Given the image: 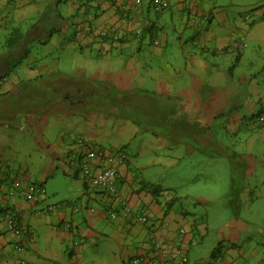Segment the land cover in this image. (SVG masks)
I'll return each mask as SVG.
<instances>
[{
    "label": "crops",
    "instance_id": "0c3cea01",
    "mask_svg": "<svg viewBox=\"0 0 264 264\" xmlns=\"http://www.w3.org/2000/svg\"><path fill=\"white\" fill-rule=\"evenodd\" d=\"M209 1L214 4L169 0V7L156 13L150 0H89L88 7L80 0H0V33L7 29V35L17 33L16 28H7L13 21L18 27L29 21L27 7L39 9L46 2L65 4L55 14L53 25L48 23L50 27L43 30L42 26L35 33L23 31L26 37L18 35L6 41V48V44L0 48V81L11 84L7 92L0 88V112L18 115L16 120L11 118L14 123L0 121V214L12 212L18 217L26 247L21 255L14 251L17 238L0 220V264H18L21 257L29 264H101L103 253L92 248H99L102 237L109 235L105 229L108 221L113 226L111 237L119 247L115 259L129 264L138 256L151 257L147 227L124 210L116 220H110L107 211L115 207L114 203L98 190L89 193L72 162L79 154L67 157L77 138L84 139L90 148L130 150L127 161L119 165L124 196L135 211L146 208L154 224L163 219L170 222L158 233L170 245L180 244L191 264H264V245L260 244L262 250L259 244L257 248H240L233 233L222 239L210 259L201 262L193 258L190 249L195 232L189 228L185 240L178 243L177 231L185 229L183 224L187 223L184 213H172L178 196H168L158 185L145 181L144 166L138 158L141 147L149 149L144 145L148 141L156 150V162L162 159L173 168L186 158L177 155L180 148H185L182 154L207 156V149L215 148L220 151L209 157L223 156L232 164V193H238L239 168L249 179L255 176L257 157L248 152L247 157L241 155V166H235L236 161L224 154V146L214 142L212 133L219 127L235 135L246 126H255V118L264 114V64L258 69L256 57L249 58L252 46L264 51V0L243 4L238 0L226 7L221 0ZM244 9H248L246 14ZM252 17L253 22L248 23ZM43 20L46 26L49 20ZM83 22H88L90 30L85 27L77 32L76 27ZM100 29H113L122 39L104 40L97 35ZM58 34L63 35L61 42H57ZM31 41L56 48L68 45L80 53L72 56L74 65L79 66V76L72 79L77 84L63 96L69 105L46 115L39 111L35 118L2 109L3 101L14 98L39 77L68 75L62 71L61 59L52 52L42 55L44 52L38 50V56H31ZM247 67H255V71L245 72ZM149 98L151 104H147ZM245 106H258L257 116L245 117L241 113ZM153 125L167 131L166 138ZM252 128L259 133L257 138L264 140V127ZM85 148H78L80 155ZM162 148H167L168 154ZM57 172L68 180L67 191L78 196L51 205L45 184ZM32 186L42 193L31 200L27 193ZM250 192L246 186L241 189L244 197ZM50 206L55 208L49 210ZM75 206H79L78 211ZM232 227L236 230L241 226L236 222ZM257 230L264 233L261 228ZM128 248H134V254L121 258L120 252Z\"/></svg>",
    "mask_w": 264,
    "mask_h": 264
},
{
    "label": "rangeland",
    "instance_id": "374dc122",
    "mask_svg": "<svg viewBox=\"0 0 264 264\" xmlns=\"http://www.w3.org/2000/svg\"><path fill=\"white\" fill-rule=\"evenodd\" d=\"M80 1L81 3H86L87 7L90 4L89 0ZM205 1L208 3L207 6L214 4V1ZM237 1L238 0H221V5L226 7L231 3L236 4ZM239 1L242 4L247 2H258V0ZM50 4L51 3L46 2L45 4H42L39 9L35 6H26L29 10V21L22 23L20 27H18L19 23L15 21L7 26V28L12 30L13 28H16L17 33L7 35V29L2 30L0 33V48H2V45L6 44V41L10 42L11 39H14L18 35L26 37V33L24 34L23 31L27 32V30H29L31 33H35L40 31L42 26L44 28L43 30H45L47 26L50 27L53 25L55 22V14H59V10H61L65 4L59 6V3L56 2L53 5ZM55 4L58 6V9H49ZM230 8L231 6L229 9ZM259 8H263V6H260ZM31 9L41 10L33 11L31 13ZM247 11L248 9H244L243 14H246ZM250 12L253 11H249V14ZM43 18H48L49 20L46 26H44L45 24H42V21H44ZM74 19L77 20V17H74ZM193 19H196V17ZM253 20L254 18L252 17L248 23H252ZM70 22L72 24L74 21L70 19ZM48 23H51V25ZM81 26L82 28L84 27L81 30L83 31L85 27L88 28L89 25L88 22H83ZM88 30H90V28H88L87 31ZM109 30L113 29H100L98 30L97 35H99L102 31L108 32ZM58 35L60 36H57V42H61L63 35ZM7 45L8 43L4 46V48H6ZM57 48L59 49L58 51H56ZM57 48L55 45H51L49 43L47 45H40L37 41H31L28 46L29 54H31V56H38V50H42L44 52L42 55L52 52L55 57L61 59L62 71L71 79H76L74 75L79 76V74H77L78 70H76L79 69V66H77V64L74 65L72 56L80 53L74 51L68 45H57ZM254 49L256 48L252 46L249 58L252 59L256 57L257 62L254 61L255 67L261 69V66L264 64V51ZM255 67H247L245 72H254ZM240 69L238 68L237 71ZM8 84L3 85L0 81V88L4 89L2 92H7V90L11 87V84ZM257 112L258 106L252 109L245 106L244 109L241 110V113L245 117H251L252 114L257 116ZM161 124L162 123H160V125ZM153 126L155 128L159 127V125ZM251 126H246L243 131L235 135H230L223 130L221 131L219 127H217V131L212 133L214 135V142L224 146V154H229L232 156L233 160L236 161L235 166H241V162H243L241 155L242 157H247L248 152L257 157L258 161L256 162L258 165L253 179L246 177L243 171L239 168L236 175V188L238 189L237 194L232 193V175L234 173L229 158H225L223 156L221 158L209 157L214 153L216 154V152L220 151V149L208 148L207 150L209 152V156H207L204 153L193 152L197 149L190 150L193 153L182 154L181 152L184 151L185 148H180L177 152H175L178 156L186 158L181 163H178L176 168H173L166 164L167 162H164L162 159H160V163L156 162L158 161V158L154 153L156 150L151 149L150 146L152 144H150V141L147 140L148 142L144 143V145H147L149 149L144 147L139 149L138 147L139 152H141V154L138 155V158L144 166L142 176L145 181L152 182L153 184H156L155 186L158 185L160 189L164 190L162 192L168 193V196H178V200L173 206L174 209L172 210V213H176L178 215H181L182 213L185 214L187 220V223L185 225L183 224L185 230H189L190 228L193 232H195V243L190 249L192 253L191 256L193 258H197L201 262H205L207 259H210L211 252H213V250H215L218 245L226 239V237L231 236L232 233L234 240L239 243L238 247L240 248L247 246L257 248V245H260L261 243L264 245V233L257 230L258 228H261V230L264 231V195L259 197L264 194V140L257 138L259 133L252 131V127L254 126ZM159 129L161 130L159 131L160 134L166 138L167 131H163L162 127H159ZM251 142L253 144L252 149L249 148ZM71 147L75 150V152H77L79 148L78 146ZM190 147L193 149V146ZM161 151L165 153L167 152L166 154H168L167 148H162ZM124 152L127 155L130 154V150H125ZM238 154L240 155L237 156ZM132 158H134V156H132ZM77 159L78 157L76 158L75 155V160ZM67 182L68 180H66L62 172H57L53 178L49 179L47 184H45V195L48 197L47 202L49 204L57 205L58 202L65 200L67 197L76 198L78 196L72 195L67 191ZM245 186L251 191L246 197L241 195V189ZM94 190L96 191L93 187H89L90 194H95ZM236 222L241 227L234 230L232 225H235ZM230 223L233 224L230 225ZM105 229L106 234L109 235L103 236L99 243V248H92V251L103 253V259L101 257V260H99L101 264H124L123 262L115 259V254L119 253V247L117 246L115 239H112L111 237L110 233H112L113 226L109 223V221L106 222ZM258 249L262 250L261 245ZM133 254L134 248H128L127 250L120 252V256L123 259H126V256L130 257Z\"/></svg>",
    "mask_w": 264,
    "mask_h": 264
},
{
    "label": "built area",
    "instance_id": "2783aa9c",
    "mask_svg": "<svg viewBox=\"0 0 264 264\" xmlns=\"http://www.w3.org/2000/svg\"><path fill=\"white\" fill-rule=\"evenodd\" d=\"M142 1V0H137ZM169 7L168 0H154L152 8L154 11L159 12ZM191 21H194L193 19ZM82 30V26H77V32ZM100 35L108 37L114 41L119 39L118 33H111L102 31ZM254 125H264V114L255 118ZM78 147H86L85 153H82L83 162L76 163V167H80L81 178H84L90 187L97 188L105 199H110L115 207L120 206L123 210L132 215L136 223L147 227V239L150 243L151 257L138 256L133 259V264H191L188 253L179 244L172 246L165 238L161 237L158 233L159 229L168 228L170 222L163 219L161 223L154 224L151 220L149 212L146 208L134 210L129 200L124 196L121 190L122 175L120 166L127 161L128 156L123 151H107L105 149L95 147L88 148L87 144L82 140H78ZM72 160V158H71ZM75 164V159L72 160ZM42 193L40 188L32 186L28 193V199H33L35 196ZM115 207L107 211V217L110 220H116L118 214ZM55 206H50L49 210L54 209ZM75 211L79 210V206H75ZM0 220L4 223L7 232L11 233L17 238V241L12 245L14 251L21 255L26 251L25 243L21 240L23 236V229L19 223L16 215L12 212L0 214ZM185 229H179L177 232L178 243H182L186 236ZM219 257L217 260L219 261ZM18 264H29L24 258H19Z\"/></svg>",
    "mask_w": 264,
    "mask_h": 264
},
{
    "label": "trees",
    "instance_id": "16d2710c",
    "mask_svg": "<svg viewBox=\"0 0 264 264\" xmlns=\"http://www.w3.org/2000/svg\"><path fill=\"white\" fill-rule=\"evenodd\" d=\"M153 1L154 0H150L151 3ZM164 10H161L159 12L155 11V12L160 13V12H163ZM109 31L111 33H118L115 30H109ZM118 34H119V39L117 41H120L122 39V35H120V33ZM99 37L104 38V40L109 39L108 37H103L101 35H99ZM74 84H77L75 80H72L70 77L64 76L62 73L53 74V75H50L44 78L39 77L35 79L32 82V84L28 85L26 88H24V90L20 91L17 95H15L14 98L5 99L3 101V105L1 108L4 109V107H7L8 111L9 110L10 111H20V114H19L20 116L26 115L28 117H33V118L38 117L39 111H43L44 112L43 115H46L51 112H56V111L61 110V108H65L66 106L69 105L68 101H65L63 96L65 95V93L71 91ZM148 94H149L148 96H150V93ZM147 104H151L150 98L147 101ZM8 118H10V120ZM11 118L16 120V118H18L17 112L13 116H9L8 113H4V110L0 112V121L14 123L15 120H12ZM258 126L264 127V125H258ZM79 139L82 140L85 143V145L87 144V142L84 139L77 138L75 141L72 142V145H70L71 149H72L71 146H78ZM75 153L79 154V156H76V158L78 157L79 161L77 159L75 160V163L83 162V158H82V155H80V151L75 152V150H71V152L67 153L68 159H70L71 157L70 154H75ZM74 167L76 168L77 172L81 175L80 167L78 166L76 167L75 164H74ZM82 181L85 184V186L90 187V185L87 184L84 178H82ZM94 189L98 190L97 188H94ZM154 191H157V190L155 189ZM164 194L166 195V193ZM115 211L117 212L119 216L120 212L123 211V208L120 206H117L115 207ZM218 258L219 257H217V259Z\"/></svg>",
    "mask_w": 264,
    "mask_h": 264
},
{
    "label": "water",
    "instance_id": "95a60500",
    "mask_svg": "<svg viewBox=\"0 0 264 264\" xmlns=\"http://www.w3.org/2000/svg\"><path fill=\"white\" fill-rule=\"evenodd\" d=\"M69 97V96H68ZM72 97H70V99H71Z\"/></svg>",
    "mask_w": 264,
    "mask_h": 264
}]
</instances>
